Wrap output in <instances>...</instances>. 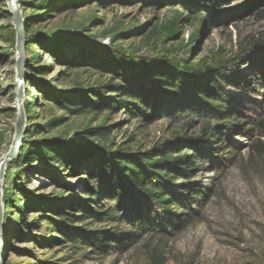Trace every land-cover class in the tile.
I'll return each instance as SVG.
<instances>
[{
    "label": "rangeland",
    "instance_id": "374dc122",
    "mask_svg": "<svg viewBox=\"0 0 264 264\" xmlns=\"http://www.w3.org/2000/svg\"><path fill=\"white\" fill-rule=\"evenodd\" d=\"M251 1L227 0L210 8L211 25L203 29L197 46L200 56L220 47L236 53L252 38L264 44V4L252 7ZM18 4L26 20V34L33 38L26 43L22 87L23 138L33 149L37 150L36 141L42 138L147 149L173 137L188 122L182 115L146 119L124 109L74 114L63 108L56 96L110 80L94 68V52L100 46L154 57L153 30L171 15L172 3L154 7L139 1L18 0ZM194 28L184 29L185 39ZM16 45L8 1L0 0V158L10 150L16 132ZM50 46L61 56H54ZM191 46L177 53L185 55ZM78 52L89 53L80 67L66 60ZM263 67V63L256 68L245 66L240 85L226 92L229 104L237 110V120L245 122V127L221 132L220 139H213L216 157L199 162L200 169L191 181L210 189L198 207L200 219L164 240L165 264H264V130L256 125L264 121ZM205 122L191 126L189 133H198ZM99 126H111L107 136L86 133ZM32 163L30 158L29 164L14 158L7 164L2 187L8 200L3 208V264H154L147 248L159 242L158 236L146 237L126 251L101 256L90 253L91 249L78 252L70 243L52 242V236L57 235L48 228L38 204L42 200L56 204L71 194L37 173L56 168L52 161ZM79 178L61 175V180L75 185L74 195ZM22 214L27 223L20 226L17 218Z\"/></svg>",
    "mask_w": 264,
    "mask_h": 264
},
{
    "label": "trees",
    "instance_id": "16d2710c",
    "mask_svg": "<svg viewBox=\"0 0 264 264\" xmlns=\"http://www.w3.org/2000/svg\"><path fill=\"white\" fill-rule=\"evenodd\" d=\"M118 1L175 6L153 30L155 56L100 46L94 52V68L109 75L110 80L56 95L57 101L74 114L124 109L131 116L146 119L182 115L188 122L173 137L147 149L85 146L73 140L42 138L36 141L35 150L25 137L15 160L25 164H29V158L33 163L52 161L56 168L37 173L71 194L56 204L45 200L38 204L48 228L57 235L52 236V242L70 243L78 252L91 249L90 253L101 256L126 251L146 237L158 236L159 242L147 248L148 258L154 264H165L164 240L200 219L198 207L204 204L210 188L191 181L200 169L199 162L216 157L214 153L218 152L212 144L214 138L220 139L221 132L245 127V122L237 120V110L229 104L226 92L240 85L245 66L264 64V44L252 38L236 53L220 47L200 56L197 46L201 45L203 29L211 25L210 8L227 0ZM260 4L264 0H252L250 6ZM192 25L195 28L185 39L184 29ZM32 39L26 34V43ZM192 44L185 55L177 53ZM54 47L50 46L51 51L60 57ZM88 54L78 52L66 60L80 67ZM201 121L206 122L198 133L190 134L189 128ZM256 125L264 130V121ZM110 128H88L86 133L107 136ZM63 174L81 178L76 195L75 185L61 180ZM2 200L7 207L6 194ZM17 221L20 226L27 223L24 214Z\"/></svg>",
    "mask_w": 264,
    "mask_h": 264
},
{
    "label": "water",
    "instance_id": "95a60500",
    "mask_svg": "<svg viewBox=\"0 0 264 264\" xmlns=\"http://www.w3.org/2000/svg\"><path fill=\"white\" fill-rule=\"evenodd\" d=\"M9 6V12L13 17V21L17 33V78H16V89H15V109H16V132L12 141V145L7 154H4L0 158V264L2 261V237H3V181L5 179L7 164L12 159L16 158L21 147V143L24 135V109H23V97H22V87L25 82V61H26V41H25V23L26 20L22 16L18 0H7Z\"/></svg>",
    "mask_w": 264,
    "mask_h": 264
},
{
    "label": "bare ground",
    "instance_id": "6f19581e",
    "mask_svg": "<svg viewBox=\"0 0 264 264\" xmlns=\"http://www.w3.org/2000/svg\"><path fill=\"white\" fill-rule=\"evenodd\" d=\"M7 153H8V152H7ZM7 153H6V154H7Z\"/></svg>",
    "mask_w": 264,
    "mask_h": 264
}]
</instances>
